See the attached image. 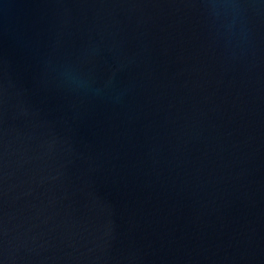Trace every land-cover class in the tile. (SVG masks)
<instances>
[{
  "label": "water",
  "instance_id": "water-1",
  "mask_svg": "<svg viewBox=\"0 0 264 264\" xmlns=\"http://www.w3.org/2000/svg\"><path fill=\"white\" fill-rule=\"evenodd\" d=\"M0 264H264V0H0Z\"/></svg>",
  "mask_w": 264,
  "mask_h": 264
}]
</instances>
